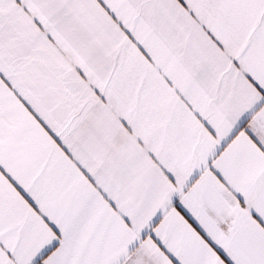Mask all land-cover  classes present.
I'll list each match as a JSON object with an SVG mask.
<instances>
[{
    "label": "snow or ice",
    "instance_id": "obj_1",
    "mask_svg": "<svg viewBox=\"0 0 264 264\" xmlns=\"http://www.w3.org/2000/svg\"><path fill=\"white\" fill-rule=\"evenodd\" d=\"M0 264H264V0H0Z\"/></svg>",
    "mask_w": 264,
    "mask_h": 264
}]
</instances>
